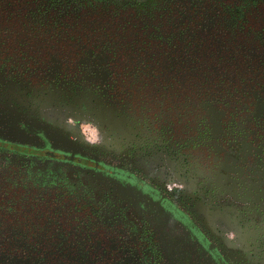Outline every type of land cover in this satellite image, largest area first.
<instances>
[{
  "label": "flooded vegetation",
  "instance_id": "af4514ba",
  "mask_svg": "<svg viewBox=\"0 0 264 264\" xmlns=\"http://www.w3.org/2000/svg\"><path fill=\"white\" fill-rule=\"evenodd\" d=\"M0 264H264V0H0Z\"/></svg>",
  "mask_w": 264,
  "mask_h": 264
}]
</instances>
